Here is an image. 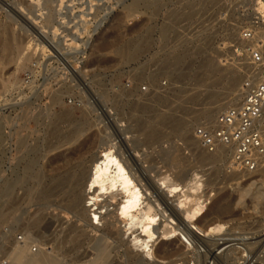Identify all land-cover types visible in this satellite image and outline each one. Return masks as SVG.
Listing matches in <instances>:
<instances>
[{
  "label": "rangeland",
  "instance_id": "374dc122",
  "mask_svg": "<svg viewBox=\"0 0 264 264\" xmlns=\"http://www.w3.org/2000/svg\"><path fill=\"white\" fill-rule=\"evenodd\" d=\"M263 9L264 0H0V188L26 177L13 195L0 194V264H19L17 247L25 242V261L43 249L61 261L85 254L71 264H92L99 252L91 239L101 231L73 214L56 221L38 210V173L55 172V145L76 130L80 141L98 132L122 156L136 155L147 187L168 175L186 190L198 174L209 208L196 225L210 233L223 224L203 238L178 213L182 220L158 229L149 255L136 241L140 225L107 215L115 235L101 249L103 264H131L128 253L144 258L141 264L166 263L155 252L161 243L196 257L190 264H264V175H248L225 151H206L195 135L243 98L209 112L255 70V46L243 31ZM128 46L135 48L130 57L116 52ZM177 224L184 232H168Z\"/></svg>",
  "mask_w": 264,
  "mask_h": 264
},
{
  "label": "bare ground",
  "instance_id": "6f19581e",
  "mask_svg": "<svg viewBox=\"0 0 264 264\" xmlns=\"http://www.w3.org/2000/svg\"><path fill=\"white\" fill-rule=\"evenodd\" d=\"M4 45L5 43L2 44L1 48L5 52L8 47ZM19 47L21 48V45H19ZM134 51L135 48H129V46L122 51L120 48L116 50L118 54L124 55L123 57H130ZM2 64L3 61L0 60V72H2ZM257 76L258 73L254 70L249 77H246L247 80H245L244 84L242 83L245 78L240 79L238 83L235 82L237 86L232 89L233 91L230 93L229 99L226 102L217 101L215 105L216 108L210 110L209 112H214L216 109L224 107V105L230 103V101L243 95L247 88L246 86H248L250 82L254 83ZM80 136L81 130H76L72 134L69 133V135L63 140H59L54 148V150L57 151L54 161H57L58 163L57 166L53 165L55 167L53 171L55 172L49 175L41 170V172L38 173V177H40L39 191L41 201L38 210L52 214L56 221H62L65 216L73 214L87 226H92L93 228L101 231L100 237L91 239V241L95 242V249H99L97 255H95V257L90 261L92 264L104 263V257H102L104 252H102L101 249H105L104 246H106V239L115 235V231L112 229L113 221L109 220L107 215H115L114 218H122L125 221L128 220L131 227L140 225L142 227L143 234H141L136 241L149 255H152V249L150 247L151 243L153 242L152 246H154V243L160 237V235H158V229L166 227L165 223L167 225L174 223L175 218H178L179 220H182L183 218L182 221L185 220L186 222L184 223L188 222L189 224L188 231H191V233L193 232V234L195 233V235L198 234L199 237L203 234L196 232L195 228L204 233L203 238L207 235H217L216 233L222 231L223 224L221 223H218L216 226L211 228L210 233H205L202 228L196 225L195 220L197 217L202 215L209 208L207 204L208 202L205 204L206 199L202 200L203 195L198 193L202 185L198 174H196V177L193 181H191L192 183L186 186V190H184V186L181 187V183L179 181L177 182L172 180L165 174V176L159 178V182L161 183L157 184V186L155 185L154 187L149 180L148 182L150 186L147 187L146 183H143L141 176L138 175V172L143 169L142 166L140 167L136 155L129 158L132 160L131 162L125 156H122V152L115 151L112 145L107 144V138L105 136L99 138L100 136H98V132H95L83 141L79 140ZM62 147H66L64 151L60 150ZM219 150L225 151V149L221 148L216 151ZM225 152L229 154L228 151ZM51 163L53 162L51 161ZM241 169L243 171V168ZM31 170L34 171L33 166H27L26 174H32L33 172H31ZM47 171H49V167ZM244 171L246 172L245 169ZM258 172L260 173L262 171ZM246 173L248 175L255 176L264 175L257 174L255 172H250L252 174L248 172ZM25 183L26 177L18 174L15 180L6 182L2 185L0 188V194H12V192H14L19 186L24 187V185H26ZM151 187H154L155 191L148 193ZM242 191L246 190L243 189ZM155 192H157V195H155ZM119 196H122L123 200L118 202ZM157 196H160V198L163 199L166 204L165 207L162 206V202H159V197ZM102 197L104 200L101 199ZM152 197H155L154 201L152 200ZM108 198L113 200V203L118 202V204L115 205V210H110L108 208L110 204H113L110 203L111 201H108ZM101 201H103V203L105 202V204L102 205ZM154 202H157L160 208H158L159 206L156 207ZM91 206H97V208L92 210V212L95 215L96 221L101 222L104 220L102 228H100L97 225V222H94V218L90 216L89 213ZM169 209L171 212H169ZM178 213H181V215L183 214L186 219L184 217L180 218ZM173 215H177V217H173ZM171 219L173 222H171ZM80 226L81 225H77L78 228H80ZM177 231L182 233L184 232V229L177 224L176 226L173 225L168 232L176 233ZM25 248L26 250L30 248L28 242L20 243L17 247L19 253L17 257L16 255L14 257H16V261L19 264L22 262H25V264H71L74 261L80 262L86 257L84 254L75 259L70 258L69 260L61 261L52 254L40 249L34 258L27 259L25 261ZM155 252L156 255L161 258L168 259L166 263L160 264H190L191 260H196V257H189L187 252H184L181 247L177 248L169 243L159 244L155 248ZM216 254L217 253H214L213 251L212 255L215 258H218V255ZM230 254L235 255V252L232 251V253H229L228 255L230 256ZM128 256L132 261L131 264H141L145 262L142 257L138 259L130 253H128ZM197 259L199 260L200 257Z\"/></svg>",
  "mask_w": 264,
  "mask_h": 264
},
{
  "label": "built area",
  "instance_id": "2783aa9c",
  "mask_svg": "<svg viewBox=\"0 0 264 264\" xmlns=\"http://www.w3.org/2000/svg\"><path fill=\"white\" fill-rule=\"evenodd\" d=\"M255 23L244 29L243 37L255 46L249 54L256 82L246 86L238 104L219 112L213 124L197 126L195 135L206 151L225 149L234 166L264 174V9Z\"/></svg>",
  "mask_w": 264,
  "mask_h": 264
}]
</instances>
